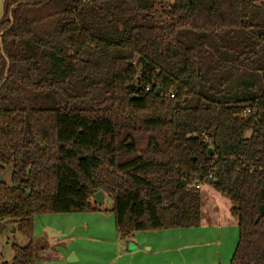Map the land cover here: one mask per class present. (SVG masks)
<instances>
[{
    "label": "trees",
    "instance_id": "16d2710c",
    "mask_svg": "<svg viewBox=\"0 0 264 264\" xmlns=\"http://www.w3.org/2000/svg\"><path fill=\"white\" fill-rule=\"evenodd\" d=\"M1 175L11 264L42 259L37 216L100 191L123 238L198 229L196 186L231 203L230 264H264V0H5Z\"/></svg>",
    "mask_w": 264,
    "mask_h": 264
},
{
    "label": "rangeland",
    "instance_id": "374dc122",
    "mask_svg": "<svg viewBox=\"0 0 264 264\" xmlns=\"http://www.w3.org/2000/svg\"><path fill=\"white\" fill-rule=\"evenodd\" d=\"M249 135L250 133L247 134ZM6 181H10V176ZM102 206L103 211L96 214H70V218H67L69 214L37 216L34 221L35 243L43 258L53 262L57 260L55 253L60 252L61 257L63 256L61 261L64 263L66 260L68 263L75 250L83 258L88 259V264H104L110 252L102 250L108 245L102 240L113 242L112 236L118 234L115 231L114 215L110 212L113 208L112 199L107 196ZM220 211L222 212L221 221H224V215L227 213L223 208ZM4 227L5 230L0 233V264H11L14 259L13 246L24 248L28 245V240L19 232L16 223L7 221L4 222ZM48 228L58 229L59 233H63L62 238H51L47 231ZM174 230L182 231V229ZM174 230L160 232L170 235ZM224 232L225 230L220 227L215 232L217 233L215 238L214 236H199L197 232L186 235L182 242H185L189 248L179 254V259L185 261L186 264H230L238 242V230L235 228L233 234L230 230L227 233ZM111 245L113 244H110V247ZM69 252L70 256L67 258Z\"/></svg>",
    "mask_w": 264,
    "mask_h": 264
},
{
    "label": "crops",
    "instance_id": "0c3cea01",
    "mask_svg": "<svg viewBox=\"0 0 264 264\" xmlns=\"http://www.w3.org/2000/svg\"><path fill=\"white\" fill-rule=\"evenodd\" d=\"M4 4L5 0H0V21L4 16ZM200 190L202 194V223L200 228L182 229V231L174 230L173 234L170 235H164L166 232H141L134 234L130 238H123L117 233L118 235L112 236L113 242L102 240V242L108 244L107 247L102 250L110 252L108 254L110 257L108 256V258L104 260V264H186L185 261L179 259V254L186 248H189L185 242H182L186 235H192L193 232H197L199 236L206 235L210 237L214 236L215 238L217 236L215 232L220 227L225 230L224 233L230 230L233 234L235 228L238 230V222L230 214L231 203L207 186H201ZM221 208L227 213L224 215V221H221ZM68 217H71L70 214L67 215V218ZM49 230H52L50 234L51 238H62L63 233H59L58 229L48 228L47 231ZM185 232H187V234H185ZM96 237L97 236H95V238ZM110 244L113 245L110 247ZM55 255L57 260L53 262L43 258L42 255V259L38 264L89 263L87 258H83L79 252L75 250H73V255L70 257L68 263L66 260H64V263L61 261L63 256L61 257L60 252H56ZM69 256L70 252L66 257L68 258Z\"/></svg>",
    "mask_w": 264,
    "mask_h": 264
},
{
    "label": "water",
    "instance_id": "95a60500",
    "mask_svg": "<svg viewBox=\"0 0 264 264\" xmlns=\"http://www.w3.org/2000/svg\"><path fill=\"white\" fill-rule=\"evenodd\" d=\"M130 90L133 91L134 90V87L133 86L130 87ZM211 152H212V150L210 149L209 150V153L211 154ZM0 180H4V176L3 175L0 176ZM104 199H105V197H104L103 193L100 191V192H98V193L95 194V196H94V203L96 205L102 206L104 204ZM261 214L264 215V206L261 207ZM51 232H52V230H49L48 231L49 235L51 234Z\"/></svg>",
    "mask_w": 264,
    "mask_h": 264
},
{
    "label": "built area",
    "instance_id": "2783aa9c",
    "mask_svg": "<svg viewBox=\"0 0 264 264\" xmlns=\"http://www.w3.org/2000/svg\"><path fill=\"white\" fill-rule=\"evenodd\" d=\"M162 3H165V4H167V5H171V4H173L174 3V1L175 0H160ZM174 97V95H172L171 96V98H173ZM247 113H245V115H246ZM196 189H198V190H200V186H196L195 187Z\"/></svg>",
    "mask_w": 264,
    "mask_h": 264
}]
</instances>
